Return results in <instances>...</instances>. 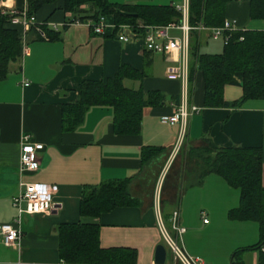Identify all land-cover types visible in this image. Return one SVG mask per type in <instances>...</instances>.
Masks as SVG:
<instances>
[{
  "label": "crops",
  "instance_id": "obj_1",
  "mask_svg": "<svg viewBox=\"0 0 264 264\" xmlns=\"http://www.w3.org/2000/svg\"><path fill=\"white\" fill-rule=\"evenodd\" d=\"M25 1L0 0V9L19 14L25 11ZM185 1L108 0L113 5L174 8ZM83 8L88 10L87 6ZM34 19V30L18 28L22 36L20 67L12 66L8 77L0 82V225L11 224L17 217L12 199L18 193L23 137L42 144L44 149L38 155L39 170L24 174L21 180L56 186L55 201L59 206L50 215H22L19 246L8 248L0 243V264H68L59 257L58 228L86 221L79 215L85 187L121 181L128 182V192L135 204L116 208L95 219L100 247L133 251L130 261L124 264H154L155 248L161 244L167 251L165 264H179L165 245L154 208L159 178L170 170L178 181L182 170L185 184L179 194L177 187L171 186L158 194L160 216L168 227L172 213L178 214V224L184 233L178 238L170 227L168 230L187 255L199 258L203 264H231L236 250L256 244V223L230 221L227 217L239 205V190L229 187L216 175L195 183L190 150L205 147L207 141L220 148H259L264 188V98L236 106L242 89L227 85L223 89L226 106L205 108L203 75L195 70L192 82L189 79L188 104L199 110L189 117L182 149L174 154L179 125L161 121L170 117L180 103V84L165 77L173 61L146 51L141 38L127 43L117 41V26L127 24H116L113 15L104 17L102 34L93 31L96 21H80L75 14L65 12L62 0L44 5ZM224 20L236 22L240 30L264 34V19L250 18L248 1L228 3ZM136 24L142 29L155 27L145 26L141 21ZM41 27L55 39L49 40L44 33L40 39L34 31ZM194 31H197L200 54L222 52L223 45L213 41L208 31ZM170 35L177 37L180 32L172 31ZM218 44L221 46L217 47ZM190 61L189 54V67ZM123 66L138 74L123 81L126 88L143 94L156 92L162 99L160 105L143 110L140 132L129 136L114 134L113 109L99 106L88 108L74 131H64L62 107L77 101L79 84L112 79ZM24 83L28 86H23ZM147 147L159 154L144 162L142 155ZM257 256L256 252H245L241 261L257 264Z\"/></svg>",
  "mask_w": 264,
  "mask_h": 264
},
{
  "label": "trees",
  "instance_id": "obj_2",
  "mask_svg": "<svg viewBox=\"0 0 264 264\" xmlns=\"http://www.w3.org/2000/svg\"><path fill=\"white\" fill-rule=\"evenodd\" d=\"M58 0H26L25 15L35 17L37 12ZM240 0H189V25L207 29L223 24L225 8L230 2ZM250 4V18L264 19V0H245ZM87 6L88 10L83 7ZM65 12L75 14L80 21H97L100 17L113 15L116 24L132 25L138 34L145 29L137 28L141 21L145 26H166L179 23L180 14L168 6L113 5L108 0H62ZM118 11L135 16H121ZM19 16L0 9V82L4 81L10 68L20 64L22 36L20 25L12 24ZM34 30L33 27L30 31ZM41 39L44 33L54 40L46 28L34 31ZM242 37L243 40L239 41ZM197 31L190 36L189 79L198 70L203 75L205 90L203 106L220 108L223 89L237 85L242 89L241 105L247 100L264 98V34L257 31L235 32L220 54H200ZM138 74L128 67H121L114 78L106 81H83L78 87L77 101L62 107V129L66 132L82 123L86 110L92 106L113 109V132L116 135H137L143 110L162 103L159 93L143 94L140 90L128 89L123 81L136 78ZM159 151L144 148V162L157 156ZM195 164L197 184L209 175L223 179L229 187L238 189L240 200L237 208L228 212L230 221L254 222L258 225V241L252 246L236 250L231 264H243L245 252H256L257 264H264V188L262 186V154L259 148H220L210 141L206 146L190 150ZM135 204L128 192V182H113L85 187L79 203V215L85 222L63 224L58 228L59 257L68 264H124L130 261L133 251L127 249H102L99 243V225L95 219L119 207Z\"/></svg>",
  "mask_w": 264,
  "mask_h": 264
},
{
  "label": "built area",
  "instance_id": "obj_3",
  "mask_svg": "<svg viewBox=\"0 0 264 264\" xmlns=\"http://www.w3.org/2000/svg\"><path fill=\"white\" fill-rule=\"evenodd\" d=\"M180 14L179 23H170L166 26H155L144 28L143 34H138L131 25L117 26L115 37L121 43H127L134 39L141 38L146 51L162 55L174 63L170 65L165 72L168 81L178 82L180 84V103L174 107L170 117L161 119L162 123L168 125H179V135L173 153L176 154L181 146L185 135V129L189 117L199 109L196 106L188 104V85H189V51L190 36L194 30H206L210 33L213 41L220 42L223 46L230 42L231 36L235 32H244L240 30L234 21L224 20L223 24L216 28L207 29L202 26L196 28L189 25V2L186 0L181 6L175 7ZM16 14L15 12H11ZM12 24L20 25L24 30L35 24L34 17L28 18L25 12L19 13V16L13 18ZM93 31L96 34H102L105 29V19L100 17L93 23ZM172 31H179L180 35L173 37ZM243 38L240 37L239 41ZM26 49L23 46V54ZM23 86H28L24 83ZM44 146L40 143L31 142L29 137H23L20 143V153L18 162V174L20 177L18 183V193L12 199V206L17 211V217L11 224L0 225V243L5 247L17 248L21 240L19 229V219L22 215H50L58 208L55 197L58 195V188L54 185L26 183L21 177L26 173H35L39 170L40 160L38 155L42 152ZM159 195L155 201V213L158 221L162 238L179 264H203L199 258H193L186 254L178 242L166 231L161 216ZM206 223L207 220L203 219ZM171 230L175 232L178 238L184 233V229L178 224V214L172 213L170 219ZM21 264V263H20Z\"/></svg>",
  "mask_w": 264,
  "mask_h": 264
},
{
  "label": "rangeland",
  "instance_id": "obj_4",
  "mask_svg": "<svg viewBox=\"0 0 264 264\" xmlns=\"http://www.w3.org/2000/svg\"><path fill=\"white\" fill-rule=\"evenodd\" d=\"M218 46H221V44L219 45H217V47ZM180 149H182V148H180ZM180 152V150L177 152V153H179ZM191 167H188L187 169H190ZM184 170H185V167H184ZM176 182L178 183V185H175L176 184ZM185 184V182H184V172H183V174H182V170H181V180L180 181H178L177 179H176V176L174 177V175H173V172H171V170H170V172H168V173H163L161 176H160V178H159V181H158V183H157V186H156V190H155V194H157L156 196H158V194L162 191L163 192V189L164 188H169L170 186L171 187H177V194H179V192H180V189H181V187L183 186ZM155 196V197H156ZM160 199H161V196H160ZM164 227H165V229H166V231L168 232V234L171 236V237H173L172 235H171V233H170V231L168 230V228L170 227V230H171V226L169 225L168 227L166 226V225H164ZM172 231V230H171Z\"/></svg>",
  "mask_w": 264,
  "mask_h": 264
},
{
  "label": "water",
  "instance_id": "obj_5",
  "mask_svg": "<svg viewBox=\"0 0 264 264\" xmlns=\"http://www.w3.org/2000/svg\"><path fill=\"white\" fill-rule=\"evenodd\" d=\"M118 14L121 16H135V15H131L128 13H123L118 11ZM166 255H167V251L166 248L164 247V245H157L155 248V252H154V264H165L166 262Z\"/></svg>",
  "mask_w": 264,
  "mask_h": 264
}]
</instances>
